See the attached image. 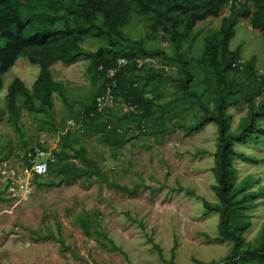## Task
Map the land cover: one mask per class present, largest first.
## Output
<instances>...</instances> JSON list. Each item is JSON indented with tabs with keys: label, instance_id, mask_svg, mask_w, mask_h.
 Segmentation results:
<instances>
[{
	"label": "trees",
	"instance_id": "16d2710c",
	"mask_svg": "<svg viewBox=\"0 0 264 264\" xmlns=\"http://www.w3.org/2000/svg\"><path fill=\"white\" fill-rule=\"evenodd\" d=\"M226 6L229 13L221 17L220 25L201 35L196 29L198 23L218 16ZM239 17H247L264 39V0H0V88L3 75L19 57L40 66L31 87L19 77L8 84L6 93L0 96V106L2 102L4 106L0 112H6L11 125L22 132L20 116L22 107H27L45 126L58 132L50 119L54 93L58 92L65 100L66 94L63 83L54 79L51 66L55 61L71 64L87 58L86 72L93 89L88 101L77 107L75 101H66L69 117L85 133L96 134L115 151L136 134V129L145 133L157 125L165 134L179 126L186 133H194L207 122H215L218 182L214 188L219 200L203 198V203L208 210L219 213L218 238L231 241L232 246L218 260L193 257V261L264 264V221L253 239L246 237L252 226L251 211L264 204V183L252 173L240 177L234 162L264 160L237 145L264 143V72L256 68L255 56L242 59L241 45L230 46ZM135 21L139 25H134ZM132 26L144 33L132 35ZM159 34L166 37L170 49L156 45L154 41ZM86 41L94 42L97 48L85 47ZM150 55L161 56L175 70L168 71L151 59H144ZM120 58L126 62L119 64ZM109 68H116L114 85L108 76ZM165 93L169 94L168 99H164ZM242 104H246L247 111L234 129L229 109ZM188 113L192 115L191 121L185 117ZM69 134L70 131L61 134L63 145L52 149L57 165L53 167L54 161L50 163L48 173L54 170L60 177L43 179L39 184L60 185L76 181L83 174L88 177L94 174L116 189L135 190L109 180L99 164L86 155L85 146L76 147ZM36 148L49 149V146L38 142L31 147L24 142L25 165H30L29 152ZM76 156L87 166H79L72 159ZM77 219L85 233L92 234L89 214L80 213ZM96 233L119 249L107 234L98 229ZM47 236L64 245L61 235L50 232ZM153 247L166 262L160 245L153 243ZM169 262L174 264L172 260Z\"/></svg>",
	"mask_w": 264,
	"mask_h": 264
},
{
	"label": "rangeland",
	"instance_id": "374dc122",
	"mask_svg": "<svg viewBox=\"0 0 264 264\" xmlns=\"http://www.w3.org/2000/svg\"><path fill=\"white\" fill-rule=\"evenodd\" d=\"M228 13L226 6L218 16L200 21L197 31L202 35L219 26L221 17ZM135 22L134 25H139ZM130 32L132 35L144 33L134 26ZM154 42L170 49L163 35L156 36ZM83 45L91 49L98 46L91 41ZM238 45L242 46V59L255 56L256 68L264 72V39L247 17H239L236 33L230 41L231 48ZM144 59H151L168 71L175 70L159 55ZM88 64L89 60L82 58L71 64L55 61L51 66L54 79L63 83L66 94L65 100L58 92L54 93L50 119L54 127L59 128L58 132L45 126L27 107H22L20 116L22 132L11 125L6 112H0V264H171L170 260L174 264H195L193 257L210 261L227 255L232 242L218 238L220 215L208 210L203 203V198L219 200L214 188L218 182L217 124L209 121L194 133H186L179 126L165 134L157 125L145 133L136 129V134L115 151L103 144L96 134L85 133L81 125L69 117L67 102L75 101L77 107L88 101L93 89L86 72ZM39 71L38 64L19 57L3 75L0 96H4L15 77L31 87ZM163 97L168 99L169 94ZM3 107L2 102L0 109ZM229 111L235 129L246 114L247 106H233ZM185 117L192 120L190 113ZM68 131L69 140L76 147L83 144L86 155L99 164L109 180L135 190L116 189L94 174L92 177L83 174L76 181L60 185H41L40 180H57L60 175L54 170L43 177L25 173L24 142L31 147L43 142L49 150L58 149L64 141L61 134ZM237 145L244 152L264 158V143ZM72 159L81 167L87 166L78 156ZM234 162L240 177L252 173L260 176V182L264 183V160L248 163L236 159ZM52 164L56 167L57 162ZM20 181L24 183L23 188L19 186ZM84 212L92 219L90 235L77 219V215ZM251 213L252 226L246 232L248 239L255 237L264 221V204L256 206ZM97 229L111 237L119 249L112 247L102 234H97ZM50 232L61 235L64 245L70 248H64L60 241L47 236ZM153 243L160 245L166 262L160 259Z\"/></svg>",
	"mask_w": 264,
	"mask_h": 264
},
{
	"label": "built area",
	"instance_id": "2783aa9c",
	"mask_svg": "<svg viewBox=\"0 0 264 264\" xmlns=\"http://www.w3.org/2000/svg\"><path fill=\"white\" fill-rule=\"evenodd\" d=\"M126 59L125 58H120L119 59V64L120 63H125ZM116 68H109L108 69V76L111 79V84L114 85L116 82L114 79ZM111 97V96H110ZM111 99V98H110ZM130 108H134L131 106ZM126 110V106L124 108ZM55 160V155L52 152V149H42V148H36L35 151H30L29 152V162L30 165H25L24 171L25 173L29 174L31 173L32 175H37L38 177H43L48 174L49 172V165ZM20 188L24 187V183L20 181L19 184ZM14 190V188H12Z\"/></svg>",
	"mask_w": 264,
	"mask_h": 264
}]
</instances>
